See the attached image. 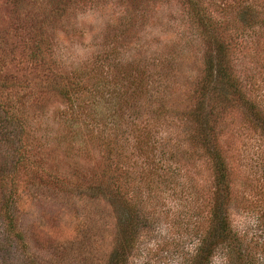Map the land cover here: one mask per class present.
<instances>
[{
  "label": "rangeland",
  "instance_id": "374dc122",
  "mask_svg": "<svg viewBox=\"0 0 264 264\" xmlns=\"http://www.w3.org/2000/svg\"><path fill=\"white\" fill-rule=\"evenodd\" d=\"M192 2L227 43V65L245 94L264 108V25L238 21L248 5L264 17V0H0V102L27 123L18 164L0 130V198H17L32 255L26 264L106 257L121 236L115 218L100 229L78 218L91 188L112 175L140 215L128 264L187 262L208 224L213 189L209 164L186 134L195 130L189 113L216 54ZM79 74L104 78L114 100L99 93L88 110L82 96L66 101L58 89L77 90ZM83 111L116 127L115 153L101 150ZM216 112L212 124L231 167V217L246 235L264 206V139L236 102L219 103ZM5 237L0 231V264H21L25 257Z\"/></svg>",
  "mask_w": 264,
  "mask_h": 264
},
{
  "label": "trees",
  "instance_id": "16d2710c",
  "mask_svg": "<svg viewBox=\"0 0 264 264\" xmlns=\"http://www.w3.org/2000/svg\"><path fill=\"white\" fill-rule=\"evenodd\" d=\"M192 6L193 17L203 31L210 34L209 38L216 47V54L215 59L210 58L205 66L201 98L189 113L195 130L192 134H186V142L194 146L195 151L199 152L208 162L213 191L207 216L208 224L204 231L198 234L197 241L184 264H264V206L259 210L255 220V229L250 230L249 228L250 231L245 235V231L243 234L234 226L231 217V167L227 153L223 149L219 137L215 135V124H212L217 115V105L234 101L243 111L246 120L264 139V108L260 107L255 99L245 94L241 82L228 67L229 47L224 40L217 37L215 30L212 29L215 26L211 19L204 10L196 6L195 2H192ZM255 11L254 7L250 5L243 8L238 17L239 23L246 28L253 25H264V17L256 19L259 14ZM76 77L79 79L77 90H74V86L69 89L62 86L58 89L59 94L66 101L71 103L82 96L80 99L82 107L88 110L89 105L95 103V95L99 93L108 95L110 100L113 97L114 100L115 93L110 90L104 78L95 75L85 77L82 74L76 75ZM161 115V111L156 114L157 117ZM86 117L88 119H85ZM82 121L90 125L93 124L95 128H90L89 131H93L94 139L102 151L108 154L116 152L118 140L114 131L116 127L107 125L103 118H98L88 111L82 112ZM0 130L7 140L6 142L13 143L11 155L19 153L16 159L13 158V161L18 164L21 162V149L26 142L27 123L23 117L17 115L9 106L4 107L1 102ZM4 176V173L0 171V187H4ZM115 178L116 175H112L108 183L92 187L90 193L94 191L93 195H89L88 198L81 201L86 212L81 215V218H78L82 225L100 229L103 228L105 219L108 220L110 216H113L115 218L113 230L121 234L116 246L109 250L99 264H128L132 245L139 232L140 215L138 210L133 208L134 206L130 205L123 197L120 192L121 182L115 184ZM16 199L13 194L9 193L1 196L0 217L3 227L0 231L8 238L13 249L21 251L20 253L25 257L21 264H26V261L32 259V255L29 253L26 236L17 223L14 211ZM127 209L131 211L129 217L128 213H125L128 211ZM0 253L4 252L0 251ZM32 264L42 263L33 260Z\"/></svg>",
  "mask_w": 264,
  "mask_h": 264
}]
</instances>
